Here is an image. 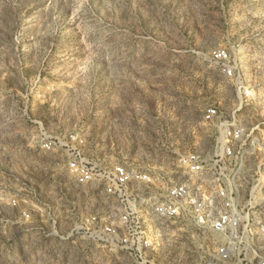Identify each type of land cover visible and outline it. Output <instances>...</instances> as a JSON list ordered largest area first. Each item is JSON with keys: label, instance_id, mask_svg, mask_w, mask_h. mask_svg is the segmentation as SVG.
<instances>
[{"label": "rangeland", "instance_id": "1", "mask_svg": "<svg viewBox=\"0 0 264 264\" xmlns=\"http://www.w3.org/2000/svg\"><path fill=\"white\" fill-rule=\"evenodd\" d=\"M50 137L146 169L217 154L229 188L259 195L264 0H0V264H130L72 244L96 197L67 171L65 146L42 149ZM252 233L248 264H259L264 229ZM181 240L165 264H207L208 237Z\"/></svg>", "mask_w": 264, "mask_h": 264}, {"label": "built area", "instance_id": "2", "mask_svg": "<svg viewBox=\"0 0 264 264\" xmlns=\"http://www.w3.org/2000/svg\"><path fill=\"white\" fill-rule=\"evenodd\" d=\"M214 58L231 76L227 53ZM216 115L211 109L206 119L212 121ZM241 134L238 129L228 131L223 157L232 155V141ZM72 139L73 143L62 145L50 137L41 147L53 152L65 146L67 171L96 197L69 235L72 244L94 251L90 257L108 254L130 264H165L171 255L167 250L180 239L190 237L199 244L208 237L207 264H248L246 247L253 243V226L264 229L257 217L264 205V185L246 202L221 179L223 159L218 160L217 154L207 161L190 152L146 169L95 160L80 137Z\"/></svg>", "mask_w": 264, "mask_h": 264}]
</instances>
